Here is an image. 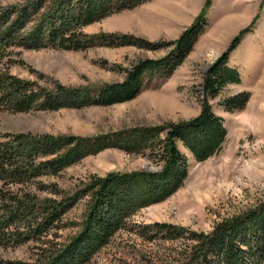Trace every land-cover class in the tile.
Segmentation results:
<instances>
[{"label": "rangeland", "instance_id": "obj_1", "mask_svg": "<svg viewBox=\"0 0 264 264\" xmlns=\"http://www.w3.org/2000/svg\"><path fill=\"white\" fill-rule=\"evenodd\" d=\"M30 1L34 0H0V13L18 10ZM53 2L47 0L38 9L24 32L39 21V13L48 17L45 12ZM206 2L150 0L129 11L107 14L81 30L87 37L101 34L140 37L161 45L158 50L135 45H95L81 51L50 45L13 46L0 59L3 74L28 81L29 91L36 94H56L63 89L62 92L71 90L77 97L80 93L90 95L82 101L69 97L52 111L40 106L43 99L34 101L32 105L38 107L24 113L0 109V142L15 135L76 136L107 142L104 147L95 145V152L66 167L38 172L30 185L0 183V218L5 216L7 207L14 215L17 208L12 204L24 194L37 197V207L44 209V202L50 206L65 202L64 211L52 225L33 237H27L23 231V221L8 224L4 231L0 228L1 233H22L3 239L0 264H39L49 255L48 251L65 255L70 252L73 239L84 230V216L91 205L88 193L78 198L74 195L92 176L160 171L161 167L146 155L148 150L127 152L107 147L108 143L120 140L121 144L134 129H157L200 115L204 74L241 31H245V36L229 56V65L239 72L240 82L228 83L216 98L209 100L226 130L221 149L201 162L189 159L187 177L180 187L163 200L139 207L105 244L94 247L82 264H181L193 244L190 232H209L217 222L255 208L264 200V0H209L208 6ZM204 14L208 25L169 77H146L141 91L129 101L106 106L91 103L99 89L124 81L126 71L140 61L166 57L171 47L165 44L176 40ZM240 92L249 93L244 107L225 112L221 102ZM9 135L12 137L5 138ZM143 150L145 155L141 153ZM44 155L39 152L35 161L54 157ZM35 212L33 226L43 214L42 210ZM154 223H165L179 230L167 237L151 228Z\"/></svg>", "mask_w": 264, "mask_h": 264}, {"label": "trees", "instance_id": "obj_2", "mask_svg": "<svg viewBox=\"0 0 264 264\" xmlns=\"http://www.w3.org/2000/svg\"><path fill=\"white\" fill-rule=\"evenodd\" d=\"M46 1H30L18 10L0 13V59L5 58L9 48L13 46L39 48L50 45L57 49L80 51L95 45L113 47L135 45L147 50H158L162 47L158 43L135 36L101 34L87 37L81 31L82 27L107 14L129 11L150 0H54L52 6L45 12L49 14L48 17L39 13L38 24L36 22L24 32L23 28L30 23L38 9H42ZM205 4L208 6L209 0ZM206 25L208 24L205 14L198 16L176 40L165 44L171 47L166 57L140 61L126 71L124 81L104 85L99 89L91 103L106 106L129 101L141 91L146 77H169L192 50ZM244 36L245 31L238 33L226 51L205 72L200 115L185 122L170 123L157 129L148 128L147 131L143 128L134 129L129 136L126 135V139L121 140V144L120 140L108 143L107 147L122 148L127 152L139 153L138 150H148L146 155H150L152 161L161 167L160 171L131 172L123 176L108 173L100 178L92 176L87 185L74 195L75 198L85 193L89 195L91 205L89 213L84 216L86 218L83 223L84 230L73 239L74 245L70 252L65 255V252L48 251L49 255L47 254L48 256L39 264L84 263L85 257L91 255L89 252L94 247L105 244L115 230L123 226V222L135 214L139 207L163 200L180 187L187 177L189 159L201 162L221 149L226 130L223 119L212 111L209 100L216 98L228 83L239 84V72L229 65V56ZM27 83L28 81H21L0 71V109L24 113L38 107L37 104L32 105L34 101L43 99L40 106L52 111L58 109L69 97L82 101L90 96L88 93L79 92L80 96L77 97L70 93L71 90L62 92L63 89L56 94L45 92L47 94L44 96L42 93L29 91ZM248 97V92H240L227 97L221 105L225 112H234L244 107ZM160 134L163 136L159 138ZM21 136L23 135L4 136L12 138L0 142L2 184L30 185L38 172H54L60 169V166L66 167L67 164L81 159L83 155L95 152V145L104 147L107 143L106 140L101 142L98 139L83 140L76 136L53 138L46 135L26 138ZM145 151L141 152L142 155H145ZM39 152L45 154L44 156L54 157L36 162L35 155ZM134 188L139 189L134 191L132 190ZM11 198L14 196L11 195ZM36 199L37 197L24 194L23 198L15 200L12 204L13 208H17L15 214L13 215L7 207L5 216L0 218V228L4 231L8 224H13L17 220L23 221V231L27 233V237H33L40 230L49 228L64 211L62 205H65V202L54 206L44 202V209L41 206L37 207ZM35 210H42L43 214L41 221L33 226L32 219L36 221ZM151 228H155L156 232L162 231L167 237L175 235L179 230L165 223L151 224ZM20 233H1L0 230V245H4V238L15 237ZM20 235L22 236V233ZM188 235L193 244L181 264H264V200L255 208L217 222L209 232L193 231Z\"/></svg>", "mask_w": 264, "mask_h": 264}]
</instances>
